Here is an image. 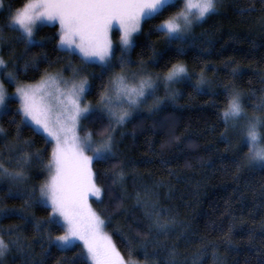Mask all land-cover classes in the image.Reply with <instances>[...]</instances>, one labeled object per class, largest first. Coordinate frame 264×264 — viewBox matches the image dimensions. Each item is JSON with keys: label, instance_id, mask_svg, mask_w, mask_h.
<instances>
[{"label": "snow or ice", "instance_id": "6c2138e0", "mask_svg": "<svg viewBox=\"0 0 264 264\" xmlns=\"http://www.w3.org/2000/svg\"><path fill=\"white\" fill-rule=\"evenodd\" d=\"M217 4L218 0H28L19 8H14L11 2L5 8L4 0H0V11L7 13L0 26V53L9 54L7 59L0 55V81H3L0 82V119L8 117L7 122L16 127L11 143L3 142L9 134L0 127V184L8 185L4 199L23 201L20 209L0 207V219L15 217L21 222L15 228H0V264H5L13 253L21 264H47L50 252L44 243L49 249L73 252L70 258L61 257L58 264H134L117 250L112 236L105 232L107 221L89 203V197L103 203L104 195L93 166L107 163L115 155L114 133L119 126L129 122L149 101L150 111L165 102L167 96L164 100L157 96L161 85L174 97L172 85L191 79L182 64L173 65L163 77L159 74L153 77L147 65L155 63V54L148 61L140 60L137 70L131 71L130 53L137 46V35L143 31V25L173 8L178 9L154 24L149 34L163 36L169 45H188L194 25L215 14ZM44 24H58L59 31L38 40ZM114 26L119 28L118 46L110 38ZM7 33L14 35L8 37ZM57 37L55 50L70 58L68 64L55 75L46 69L35 85L18 86L15 99L19 106L12 112L10 105L15 101L7 94L4 83L18 84L19 60L24 61L25 72L29 68L39 71L41 62H48L51 68L55 62L48 61L44 52L33 55L32 49H44L46 41ZM18 44L24 46L19 57L14 52ZM73 59L79 61L78 67H73ZM88 67L100 69L96 78L101 80L102 90L95 107L84 103L93 87L85 74ZM116 68L120 71L116 72ZM64 71H71V77L65 79ZM237 72L238 69L232 70L233 75ZM105 76H108L106 81ZM205 83L201 74L196 90H202ZM225 90L226 106L222 113L225 132L221 137L227 139L229 130L236 132L239 143L248 147L247 159L264 169V147H260L264 142V97L249 115L242 94L227 85ZM105 118L108 123L98 139L92 131L79 135L85 123L95 124ZM25 131L28 139H23ZM37 144L43 147L37 148ZM34 163L48 173L38 190L36 186H27V173ZM143 195L145 199L141 201L138 193L137 202L144 204L148 236H171L177 223L172 210L153 200L158 196L154 190L146 188ZM34 210L47 215L37 220ZM28 228L34 233L33 243L41 244L39 257L24 242L23 230ZM56 232L62 234L54 235ZM124 239L131 257L137 242ZM178 239L187 240V236L180 233ZM148 243L146 240L141 247H147ZM167 255L165 264H178L175 246L167 250Z\"/></svg>", "mask_w": 264, "mask_h": 264}, {"label": "trees", "instance_id": "16d2710c", "mask_svg": "<svg viewBox=\"0 0 264 264\" xmlns=\"http://www.w3.org/2000/svg\"><path fill=\"white\" fill-rule=\"evenodd\" d=\"M10 2L14 8H19L28 0H4L5 8ZM176 11L178 9L173 8L163 17L143 25V31L137 35V46L130 53L131 71L137 70L140 60L148 61L155 54V63L147 65L149 73L162 75L173 65L182 64L191 79L174 84L175 96L168 97L159 107L138 111L129 122L117 128L115 155L107 163L93 166L99 174L97 184L104 195L103 203L92 200V206L107 221L106 230L117 250L134 264H165L167 250L174 246L178 264H264V169L246 161L248 150L239 143L236 132L229 130L227 139L221 137L225 132L222 113L226 106V85L242 94L249 114L264 97V3L261 0H219L216 13L194 26L188 45H169L163 36L149 34L154 24ZM6 18L7 13L0 11V26ZM56 33V24H44L37 39ZM57 42L58 37L46 41L44 49H32L33 55L46 53L48 61L55 62L51 68L48 62H41L39 71L29 68L25 72L24 61H18L19 82H33L42 77L46 69L48 72L61 70L68 64L70 58L55 50ZM23 51L22 44L15 45L17 57ZM119 54L117 51L116 55ZM1 55L7 59L9 54ZM72 65L78 67L79 61L73 59ZM234 68L238 69L236 75L232 74ZM99 72V67L85 69L93 85L92 94L85 99L93 105L102 90L101 80L96 78ZM63 73L70 75L71 71ZM201 74L206 83L197 91L196 83ZM107 79L105 76L104 80ZM7 86L10 90L13 88ZM159 97L164 100L166 92H161ZM13 100L10 110L15 112L19 105ZM8 119H0V127L9 134L4 143H11L16 135V127L10 125ZM107 123L106 118L95 124L85 123L80 132L92 131L98 139ZM28 138L25 131L23 139ZM50 153L51 148L48 156ZM162 161L167 163L162 164ZM27 175V186H36L37 190L48 177L35 163ZM160 184L163 187H157ZM146 188L158 193L154 201L172 210L177 223L171 236H148L144 204L137 202L138 193L141 201L145 199ZM7 191L8 185L0 184L3 200L0 207L20 209L23 201L4 199ZM34 215L40 220L47 213L34 210ZM20 223L15 217L0 219V228L7 230ZM180 233H184L187 240L178 239ZM59 234L62 233H54ZM23 236L24 242L39 257L41 244L33 243L32 230H23ZM124 237L137 242L131 257L126 252ZM146 240L150 243L141 247ZM44 248L50 252L47 264H58L61 257L73 255L72 251L49 249L46 243ZM5 264H21V261L13 253Z\"/></svg>", "mask_w": 264, "mask_h": 264}, {"label": "rangeland", "instance_id": "374dc122", "mask_svg": "<svg viewBox=\"0 0 264 264\" xmlns=\"http://www.w3.org/2000/svg\"><path fill=\"white\" fill-rule=\"evenodd\" d=\"M219 1V0H218ZM57 25V28H58V31H59V25L58 24H56ZM195 26V25H194ZM194 28V27H193ZM114 34V35H113ZM110 38L112 39V41H113V44L114 45H116V46H118L119 45V39H120V36H119V28H118V26H114V28H113V31H112V33H110ZM0 55H1V53H0ZM9 71H11V68H9ZM134 71H136V70H134ZM58 72H60V70H58V69H56V70H54V71H49V74H52V75H55V74H57ZM119 72V71H118ZM168 72V71H167ZM167 72L166 73H164V74H162V75H160L161 77H163L164 75H166L167 74ZM152 74V73H151ZM62 75H63V77L65 78V79H68V78H70L71 77V73H70V75H65L64 73H62ZM153 75V77H155V75H157V74H152ZM44 76V75H43ZM41 78L42 77H40L39 79H37V80H35V81H33V82H28V83H26V82H18V84H12V86H13V88L10 90V89H8V83H4V87H5V89H6V91H7V94L10 96V97H12L13 99H15V93H16V88L18 87V86H21V85H35V84H37L40 80H41ZM0 82H3V81H0ZM163 91H165V89H164V87H163V85H161V87L157 90V96H160L161 95V92H163ZM172 91L174 92V90H173V85H172ZM166 96L167 97H170V96H172L171 95V93H166ZM16 100V99H15ZM18 102V101H17ZM84 103L85 104H88L89 102L85 99L84 100ZM18 105H19V103H18ZM93 105V104H92ZM96 106V104L95 105H93V107H95ZM151 107V101H149L148 102V104L147 105H145V106H143V107H141V109L139 110V111H141V110H146V109H148V108H150ZM249 114V113H248ZM261 113H257V115H260ZM249 115H252V113L251 114H249ZM86 132H88V131H86ZM86 132H83V133H81V132H79V135H81V136H83V135H85V133ZM239 136V135H238ZM239 141H240V137H239ZM245 146V148H246V150H248V147H247V145H244ZM260 147H264V142H262L261 143V145H260ZM247 162L249 161V160H246ZM250 162V161H249ZM251 163H253V164H255L254 162H251ZM248 164V163H247ZM92 200H96V198L95 197H89V203L92 205ZM92 208H93V206H92ZM94 209V208H93ZM105 232H106V234H108V232H107V230L105 229ZM109 235V234H108Z\"/></svg>", "mask_w": 264, "mask_h": 264}]
</instances>
